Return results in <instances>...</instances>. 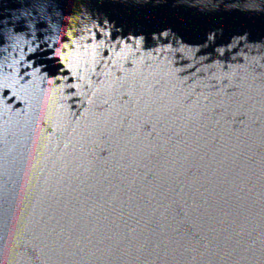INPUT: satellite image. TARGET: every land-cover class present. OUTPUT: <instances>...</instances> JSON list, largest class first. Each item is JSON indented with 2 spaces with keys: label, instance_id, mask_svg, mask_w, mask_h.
<instances>
[{
  "label": "water",
  "instance_id": "95a60500",
  "mask_svg": "<svg viewBox=\"0 0 264 264\" xmlns=\"http://www.w3.org/2000/svg\"><path fill=\"white\" fill-rule=\"evenodd\" d=\"M143 0H0V264H19L50 179Z\"/></svg>",
  "mask_w": 264,
  "mask_h": 264
}]
</instances>
